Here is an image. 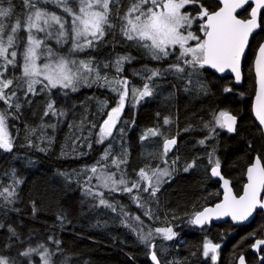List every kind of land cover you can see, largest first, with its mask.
<instances>
[{"label":"trees","instance_id":"obj_1","mask_svg":"<svg viewBox=\"0 0 264 264\" xmlns=\"http://www.w3.org/2000/svg\"><path fill=\"white\" fill-rule=\"evenodd\" d=\"M11 2L15 11L13 16L5 21L8 25L5 37L17 18L22 25L18 35L26 37L23 31L26 11L23 2ZM131 2L132 0H119L118 13L117 5H110V20L115 27L106 29L108 34L95 48L76 54L79 59L93 57L100 65L101 73H107L110 80L122 77L129 80V99L120 118L121 123L117 125L118 129H124L122 136L115 131L113 137L106 139L104 143H96L99 127L118 99L117 93L107 86L82 85L76 92L58 88L49 93L40 92V86L37 85V95H28L25 98L22 93L19 94L21 107L18 112L14 108L8 109L0 102V110L10 113L8 126L15 143L11 153L0 150V183L10 184V174L13 172L23 181L16 188L17 197L15 203L9 206L11 210H7V215H4L5 209H0V223L6 225L5 229H0V255L18 259L20 264H43L40 255L33 254L31 258H25L19 253L27 247L44 244L52 253L53 264H153L150 250L140 242L135 232L121 222L123 217L119 213L122 206L130 216L141 217L145 232L172 227L177 233L172 241L164 240L159 235L154 240L162 264L164 261L169 264H237V258L241 255L245 256L248 264H259V256L254 254L252 245L263 237V212H258L249 225L238 227L226 222L198 229L189 221L195 212L213 206L221 200L220 184L210 175L212 165L209 164V153L213 149L221 161L223 175L231 180L237 196L242 194L246 183L245 170L254 163L255 156L260 155L264 161V136L252 114V101L256 90L253 61L264 41V23L261 31L250 43L243 65L242 87H234L231 77L221 78L207 68L200 70L199 77L207 86L206 93L195 87V76L192 89L185 90L184 80L167 74L152 81L151 97L133 106L131 88H142L146 82L142 78V75H145L142 72L144 67L167 68L175 61V55L162 61L152 60L142 49L134 46L132 41H127L121 36L119 17L124 15ZM209 2L216 3L215 0ZM42 6L47 7L49 11L63 14L53 4ZM196 7L197 5H189L186 10L195 13ZM250 11L251 6L241 12L239 17H248ZM261 18L264 21V11ZM199 24L200 22L196 21V33L203 36L199 31ZM48 43L60 53H66L69 47L68 44L61 47L55 40ZM22 49L23 43L18 51V61L21 60L19 52ZM128 54L134 59L130 63L125 62L123 72L117 74L112 62L118 55ZM40 62L43 63V60ZM105 63L109 64L108 68L103 67ZM10 74L19 77L21 69L10 67L6 75ZM15 86L16 80L13 81L12 88ZM225 87L232 88V92H224ZM49 98L55 100L56 108L65 111L67 115L59 119L51 113L44 116ZM104 101L107 102V108L101 109L100 105ZM224 109L238 115V132L229 134L217 129L218 135L210 134L204 124L212 120L213 113ZM164 118H168L170 123L165 125ZM52 124L56 127H47ZM41 125H45L43 134L52 138L50 143L48 140L40 143ZM150 128H157L162 135L142 140V135ZM28 129H36V134L29 135ZM209 135L212 138L207 139L205 145L198 143ZM75 136H81V139L73 144ZM84 136H87V141L83 139ZM26 137L33 140V147H27ZM165 137L177 139V144L168 153V158L171 160L174 156H179L176 165L178 171L169 183L161 187L156 200L148 201V207L153 213L151 219L144 216V209L137 207L133 202L132 195L135 190L134 193L104 191L105 198L116 204L114 212L99 206L97 199L84 194L83 181L90 173H82L71 179H66L61 174L72 173L73 169L80 170L95 164L111 143V151L115 155H121L127 150L126 171L135 179V171L146 164L153 168L158 164L163 167L161 159ZM87 142L92 144L90 149L81 147ZM36 145L46 148L47 151H39ZM62 149L66 153L65 156H61ZM80 152L86 155L78 156ZM193 159L196 160L195 168L188 172L180 170L185 162H191ZM95 182L93 177L92 183ZM143 197L147 199V193H144ZM7 226L15 228L19 234L18 240L9 239ZM56 240L60 242L59 245L55 243ZM206 241L220 244L218 260L213 261L211 255H202V245ZM161 247L164 250L162 255L159 251ZM261 255H264V250Z\"/></svg>","mask_w":264,"mask_h":264},{"label":"snow or ice","instance_id":"obj_2","mask_svg":"<svg viewBox=\"0 0 264 264\" xmlns=\"http://www.w3.org/2000/svg\"><path fill=\"white\" fill-rule=\"evenodd\" d=\"M25 13L23 21V31L26 37H20L22 25L19 18L11 25L7 36L5 30L8 25L5 21L11 18L15 11V6L11 0H0V102H3L8 109L19 111V94L25 98L28 95L38 94L37 85L40 92H51L52 89H63L76 92L80 86H107L111 91L116 92L118 99L115 106L107 112L99 127V135L96 143L102 144L108 138L113 137L114 131L121 136L124 129L117 128L121 123L120 117L124 111L126 102L129 99V80L126 77L109 79L107 73H101L100 65L95 62L93 57L87 59L77 58L78 53L84 52L96 45L108 34L106 29L115 27L110 20L112 9L110 5H118L119 0H22ZM222 3V6H221ZM249 0H216L213 4L209 0H132L130 6L121 20L120 34L127 41H132L134 46L144 51L145 55L152 60L162 61L175 55V61L170 63L167 68H148L144 67L142 78L145 83L142 88H131V101L133 106L142 100L153 95L152 81L157 77L167 74L176 75L185 81V90L193 87V77H197L195 87L201 92H207V86L199 79L200 70L205 68L215 69L220 73L230 70L235 74V81L239 83L242 79L241 60L245 54V49L249 45V39L253 33L261 29L262 21L261 9H264V0H255V7L251 8L250 14L246 18L237 15L238 9H244ZM53 4L61 10L63 14L49 11L42 5ZM189 5H197L195 13L187 11ZM194 21H199V31L203 36L191 31ZM40 34H43L42 36ZM55 40L57 45L63 47L68 44L66 53H60L53 49L48 43ZM195 41V44L190 43ZM23 43V49L19 52L21 60L18 61V51ZM134 59L130 54L118 55L112 62L117 74L123 72L125 62ZM43 60V63L40 61ZM21 69V75L16 77L9 73V68ZM104 68L109 64L105 63ZM255 71L258 78V90L255 94L253 106L254 116L258 121L261 133H264V43L260 44L255 58ZM139 74V73H138ZM16 80L15 88H12L13 81ZM12 88L11 91L8 89ZM224 92H232V88L225 87ZM66 94V93H65ZM101 109L107 108V102L100 105ZM64 117L67 113L56 108L55 100L49 98L44 116ZM10 113L0 110V150L11 153L15 147L12 134L9 132L8 119ZM134 123V121H133ZM165 125L170 123L168 118H164ZM83 124V121L81 122ZM238 115L231 110H218L213 113L212 120L206 122L204 127L210 134H219L217 129L224 130L229 134L238 132ZM45 125H41L40 143L45 140L51 142L50 137L43 134ZM55 128L56 125H47ZM71 127V125H69ZM96 127V125H92ZM189 129H185L188 131ZM82 132V130H81ZM29 135H35L36 129H28ZM91 135V133H89ZM162 133L157 128L148 129L141 137L142 140L150 136H158ZM212 138L211 135L198 141L200 145H205L206 140ZM27 147L34 146L32 139L26 137ZM81 136H75L72 143L75 144ZM83 139L87 141V136ZM177 144L175 137L163 139V150L161 163L156 167L146 164L135 171V179L131 178L126 167L128 164V152L125 149L121 155H115L111 151V143L107 146L100 160L91 166H85L80 170L73 169L72 173H61L66 179L79 176L82 173H90L83 181V192L86 196H91L98 200L99 206H103L116 211V204L110 203L105 198L104 191L110 193L125 192L135 193L132 200L137 207L143 208V215L152 218L153 213L148 207V201H155L157 193L165 183H169L174 174L178 171L176 165L179 156H174L169 160L168 153ZM41 152L47 151L46 148L39 147ZM81 147L91 148V142L82 144ZM251 147V144L249 145ZM213 149L209 153L210 174L219 177L223 181L224 194L221 203L215 207H206L202 211L195 212L189 223L203 227L211 222L213 217L220 218L230 216L233 221H245L257 210H264V161L260 155H256L254 163L246 168L247 183L244 185L242 195H235L231 188V181L225 179L221 174V161L215 155ZM66 153L62 149L61 156ZM78 156L86 155L84 152ZM109 157L111 160L109 161ZM196 167V160L185 162L181 169L188 172ZM112 169H115L114 171ZM12 182L10 184L0 183V209H5L7 215L9 206L15 203L17 197L16 188L23 181L16 177L13 172L10 174ZM95 177L97 183L93 184ZM147 193V199L143 194ZM35 201H33V212L35 213ZM121 221L131 231L135 232L138 239L150 251V258L153 264H162L158 256L157 245L154 240L157 235L162 239L172 241L177 233L172 227L150 229L144 231L143 221L140 216H130L121 206ZM58 219H60L58 217ZM6 225L0 223V229H5ZM10 233L9 239H19V234L15 228L7 226ZM49 239H52L49 237ZM55 243L59 245V241ZM10 246V245H9ZM264 246V239H257L252 247L261 251ZM220 244L206 241L202 245V255L216 261ZM161 255L163 248L159 249ZM33 254L40 255L43 264H53L52 253L48 251L44 244L38 247H27L19 253L20 256L31 258ZM194 255V253H193ZM239 264H246L243 255L238 258ZM259 259L264 262V255ZM0 264H20L18 259H13L5 255H0ZM164 264H169L164 261Z\"/></svg>","mask_w":264,"mask_h":264},{"label":"water","instance_id":"obj_3","mask_svg":"<svg viewBox=\"0 0 264 264\" xmlns=\"http://www.w3.org/2000/svg\"><path fill=\"white\" fill-rule=\"evenodd\" d=\"M215 1H216V0H215ZM221 6H222V3H221ZM250 6H251V8H252V7H255V0H249V3L246 4V5L244 6V9H238V10H237V15L239 16V14H240L241 12H243L245 9H247V8L250 7ZM263 11H264V9H261V16H262ZM260 31H261V29H258L256 32L253 33V36L250 37V39H249V45H248V47L245 49V54H244V56L242 57V60H241V73H242V79H241V81H240L239 83H237V82L235 81V74L232 73L230 70H226L224 73H220V72L216 71L215 69H211V68H207V69L211 70L214 74H216L217 76H219V77H221V78L231 77V78L233 79V86H234V87H236V88H240V87H242L243 84H244V74H243V65H244V61H245L246 56H247V54H248V50H249L250 43H251L252 39H253V38H254V37H255ZM263 43H264V41H263ZM257 53H258V50H257V52H256V55H257ZM256 55H255V58H256ZM255 58H254V61H253V74H254V76H255V84H256L255 94H256V92H257V90H258V82H257V81H258V78H257L256 71H255ZM254 103H255V95H254V98H253V101H252V114H253V117H254V120H255L256 124L258 125V121L256 120V118H255V116H254V111H253ZM124 111H125V108H124ZM124 111H123V113L121 114V117H122V115L124 114ZM121 117H120V118H121ZM117 125H118V124H117ZM114 132H115V131H114ZM263 136H264V133H263ZM221 174L223 175V173H222V168H221ZM210 175H211V174H210ZM223 176H224V175H223ZM211 177L213 178V180L219 182V184H220V190H221V192H222V197H221V200H220L219 202L216 203V204H218V203H221L222 200H223V194H224L223 181L220 180L219 177H213V176H211ZM224 178H225V179H228V178H226L225 176H224ZM228 180H230V179H228ZM230 181H231V180H230ZM246 183H247V177H246ZM246 183H245V184H246ZM231 188H232L233 193L235 194V192H234V190H233V187H232V182H231ZM235 195H236V194H235ZM241 195H242V194H241ZM262 195H264V194H262ZM216 204H215V205H216ZM215 205H213V206H208V207H215ZM258 212H263V213H264V210L257 209V210L252 214V216L249 217L248 220H245V221L237 222V221H233V220L231 219L230 216H223V217H220V218H215V217H213V219L211 220V222L208 223V224H205L203 227H200V226H197V225H194V226H195L196 228H198V229H202V228H204V227L207 226V225H211V224H222V223H226V222H230V223H231L233 226H235V227H238V226H246V225H249V224L255 219V217H256V215H257ZM261 239H264V230H263V237H262ZM254 243H255V242H254ZM252 250H253L254 254H256L257 256L260 257L261 252L264 250V246H261V251H260V252H257L254 248H252ZM244 258H245V256H244ZM217 260H218V259H217ZM259 260H260V259H259ZM245 261H246V258H245ZM152 263H153V262H152ZM262 263H263V262L260 260L259 264H262ZM237 264H239V262H238ZM246 264H248L247 261H246Z\"/></svg>","mask_w":264,"mask_h":264},{"label":"rangeland","instance_id":"obj_4","mask_svg":"<svg viewBox=\"0 0 264 264\" xmlns=\"http://www.w3.org/2000/svg\"><path fill=\"white\" fill-rule=\"evenodd\" d=\"M190 30L196 33V21L193 22L192 27H191ZM190 43L195 44V41H191ZM109 158H111V157H109ZM96 183H97V181L95 182V184H96ZM102 190H103V191H108V190H106V189H102ZM163 251H164V250H163Z\"/></svg>","mask_w":264,"mask_h":264}]
</instances>
